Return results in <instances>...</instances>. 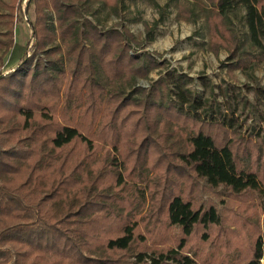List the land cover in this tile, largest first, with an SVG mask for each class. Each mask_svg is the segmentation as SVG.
I'll return each instance as SVG.
<instances>
[{"label": "trees", "instance_id": "obj_1", "mask_svg": "<svg viewBox=\"0 0 264 264\" xmlns=\"http://www.w3.org/2000/svg\"><path fill=\"white\" fill-rule=\"evenodd\" d=\"M8 1L0 62L18 66L0 71V264H262L264 138L243 133L240 96L210 101L175 71L139 87L157 61L132 55L124 27L85 19L122 0H28L32 46L15 41L24 0ZM202 16L209 50L230 54L224 68L264 107V0H202L178 17ZM219 189L231 215L200 199Z\"/></svg>", "mask_w": 264, "mask_h": 264}, {"label": "rangeland", "instance_id": "obj_2", "mask_svg": "<svg viewBox=\"0 0 264 264\" xmlns=\"http://www.w3.org/2000/svg\"><path fill=\"white\" fill-rule=\"evenodd\" d=\"M27 1L24 0L21 8L15 11V41L22 46L29 44L32 46L30 24L35 22L34 7L26 8ZM122 1L119 13L100 4H93L91 12L85 15V19L92 21L105 31L115 28L121 30V27H124L135 38L132 55L141 57L147 54L157 61L160 67L154 70L148 79L139 80V87L150 90L151 86L168 71H175L178 75L185 74L191 77L193 82L189 85V89L195 95H203L210 101L218 100L225 103L221 95L228 89L230 95L233 97L238 95L243 101L236 114L243 133L245 135L259 134L264 138V120L262 119L264 107L259 105L254 93L250 91V82L240 71L230 72L228 68H224L229 63L230 54L225 50H220L218 54L209 50L207 45L210 34L206 18L202 16L201 19L186 21L178 17L182 9L195 8L202 0ZM5 3L10 1L5 0ZM8 14L7 8L0 3V16ZM0 21L8 20L0 19ZM236 25L239 34L243 36L246 32L243 18L238 19ZM4 32L5 27L0 24V39H3ZM17 66V59L9 63V56H6L3 62H0V71L6 74ZM254 75L264 87V63L255 68ZM201 79L211 81L213 87H216L215 98L211 96L210 89L203 87ZM246 103L254 105L255 108L252 109ZM223 191L219 189L216 192H206L200 199L205 203L213 202L224 215H231L232 213L224 210L225 207L232 206ZM232 205L237 212L236 203L233 202ZM261 217L264 219V215Z\"/></svg>", "mask_w": 264, "mask_h": 264}]
</instances>
